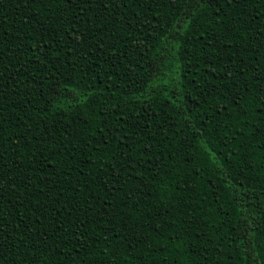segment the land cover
I'll list each match as a JSON object with an SVG mask.
<instances>
[{"label":"trees","instance_id":"1","mask_svg":"<svg viewBox=\"0 0 264 264\" xmlns=\"http://www.w3.org/2000/svg\"><path fill=\"white\" fill-rule=\"evenodd\" d=\"M0 264H264V0H0Z\"/></svg>","mask_w":264,"mask_h":264}]
</instances>
